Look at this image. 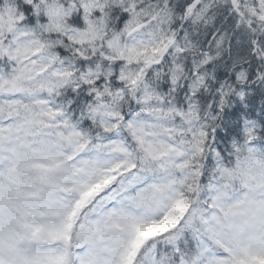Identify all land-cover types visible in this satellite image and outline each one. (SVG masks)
Instances as JSON below:
<instances>
[{
    "label": "snow or ice",
    "instance_id": "6c2138e0",
    "mask_svg": "<svg viewBox=\"0 0 264 264\" xmlns=\"http://www.w3.org/2000/svg\"><path fill=\"white\" fill-rule=\"evenodd\" d=\"M0 264H264V0H0Z\"/></svg>",
    "mask_w": 264,
    "mask_h": 264
}]
</instances>
